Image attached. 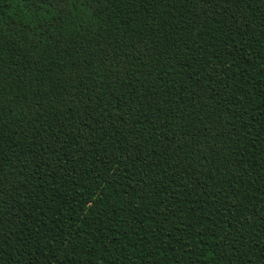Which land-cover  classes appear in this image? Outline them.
Listing matches in <instances>:
<instances>
[{"label":"trees","instance_id":"1","mask_svg":"<svg viewBox=\"0 0 264 264\" xmlns=\"http://www.w3.org/2000/svg\"><path fill=\"white\" fill-rule=\"evenodd\" d=\"M0 264H264V0H0Z\"/></svg>","mask_w":264,"mask_h":264}]
</instances>
